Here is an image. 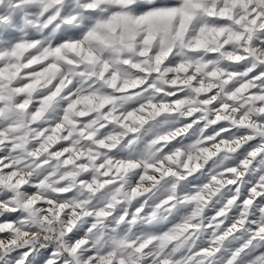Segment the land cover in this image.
<instances>
[{"label": "clouds", "instance_id": "clouds-1", "mask_svg": "<svg viewBox=\"0 0 264 264\" xmlns=\"http://www.w3.org/2000/svg\"><path fill=\"white\" fill-rule=\"evenodd\" d=\"M0 264H264V0H0Z\"/></svg>", "mask_w": 264, "mask_h": 264}]
</instances>
